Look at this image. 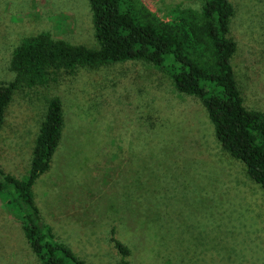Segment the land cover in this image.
<instances>
[{
	"label": "rangeland",
	"instance_id": "1",
	"mask_svg": "<svg viewBox=\"0 0 264 264\" xmlns=\"http://www.w3.org/2000/svg\"><path fill=\"white\" fill-rule=\"evenodd\" d=\"M143 2L164 18L203 0ZM232 2L237 81L245 105L264 112V0ZM43 31L98 45L89 0H0V83L15 79V48ZM53 76L58 81L14 93L0 167L27 174L48 100L59 96L63 140L34 185L59 241L88 264H264V189L223 149L199 98L143 61ZM0 264H42L1 200Z\"/></svg>",
	"mask_w": 264,
	"mask_h": 264
},
{
	"label": "trees",
	"instance_id": "2",
	"mask_svg": "<svg viewBox=\"0 0 264 264\" xmlns=\"http://www.w3.org/2000/svg\"><path fill=\"white\" fill-rule=\"evenodd\" d=\"M96 47L73 44L50 31L25 37L13 52L15 79L0 83V130L14 93L58 81L54 74H74L130 60L166 72L179 93L200 99L223 149L244 163L247 175L264 189V112L248 108L237 81L230 36L236 14L232 0H203L200 8H172L164 18L143 0H89ZM66 125L62 99L53 96L33 147L30 168L19 178L0 167V200L19 222L42 264H88L59 241L43 220L34 185L46 173L63 140ZM125 255L129 248L113 237ZM123 264H128L124 261Z\"/></svg>",
	"mask_w": 264,
	"mask_h": 264
}]
</instances>
